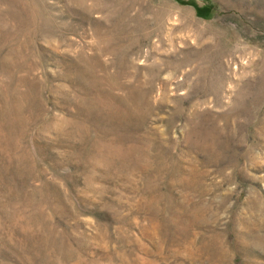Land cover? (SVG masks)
<instances>
[{"label":"rangeland","instance_id":"1","mask_svg":"<svg viewBox=\"0 0 264 264\" xmlns=\"http://www.w3.org/2000/svg\"><path fill=\"white\" fill-rule=\"evenodd\" d=\"M0 264H264V0H0Z\"/></svg>","mask_w":264,"mask_h":264}]
</instances>
